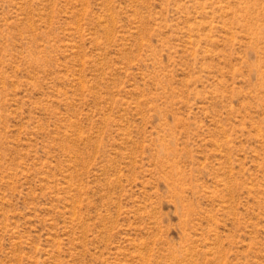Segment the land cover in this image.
Listing matches in <instances>:
<instances>
[{
	"label": "rangeland",
	"instance_id": "1",
	"mask_svg": "<svg viewBox=\"0 0 264 264\" xmlns=\"http://www.w3.org/2000/svg\"><path fill=\"white\" fill-rule=\"evenodd\" d=\"M0 264H264V0H0Z\"/></svg>",
	"mask_w": 264,
	"mask_h": 264
}]
</instances>
